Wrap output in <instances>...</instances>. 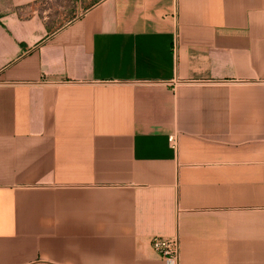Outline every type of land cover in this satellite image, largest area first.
Here are the masks:
<instances>
[{"label":"crops","instance_id":"obj_1","mask_svg":"<svg viewBox=\"0 0 264 264\" xmlns=\"http://www.w3.org/2000/svg\"><path fill=\"white\" fill-rule=\"evenodd\" d=\"M157 236L264 264V0H0V264Z\"/></svg>","mask_w":264,"mask_h":264},{"label":"built area","instance_id":"obj_2","mask_svg":"<svg viewBox=\"0 0 264 264\" xmlns=\"http://www.w3.org/2000/svg\"><path fill=\"white\" fill-rule=\"evenodd\" d=\"M170 143L175 149L177 142L170 137ZM154 250L168 263L176 264L181 258V245L178 238L154 237L152 240Z\"/></svg>","mask_w":264,"mask_h":264},{"label":"rangeland","instance_id":"obj_3","mask_svg":"<svg viewBox=\"0 0 264 264\" xmlns=\"http://www.w3.org/2000/svg\"><path fill=\"white\" fill-rule=\"evenodd\" d=\"M58 3V6L59 7H61V5H62V2L61 1H59V2H57ZM67 6V8L69 7V5L67 4L66 5ZM58 13V12H57ZM58 16H60V15H58ZM69 18V16H65V18L64 19H68ZM57 21L60 23L61 21H63L61 18H58L57 19Z\"/></svg>","mask_w":264,"mask_h":264}]
</instances>
